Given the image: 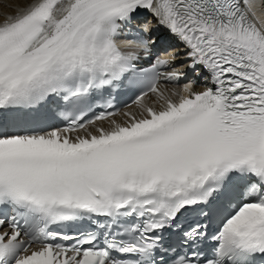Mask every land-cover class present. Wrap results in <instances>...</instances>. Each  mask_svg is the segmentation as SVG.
<instances>
[{
	"label": "snow or ice",
	"instance_id": "6c2138e0",
	"mask_svg": "<svg viewBox=\"0 0 264 264\" xmlns=\"http://www.w3.org/2000/svg\"><path fill=\"white\" fill-rule=\"evenodd\" d=\"M260 6L13 0L0 264H264ZM161 35L177 44L163 56Z\"/></svg>",
	"mask_w": 264,
	"mask_h": 264
},
{
	"label": "bare ground",
	"instance_id": "6f19581e",
	"mask_svg": "<svg viewBox=\"0 0 264 264\" xmlns=\"http://www.w3.org/2000/svg\"><path fill=\"white\" fill-rule=\"evenodd\" d=\"M257 2V0H254ZM13 5V0H2L0 3V19L3 18V14L11 10V6Z\"/></svg>",
	"mask_w": 264,
	"mask_h": 264
}]
</instances>
